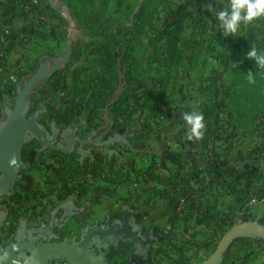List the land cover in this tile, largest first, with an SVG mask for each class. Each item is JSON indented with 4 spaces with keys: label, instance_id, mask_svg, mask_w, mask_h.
<instances>
[{
    "label": "crops",
    "instance_id": "0c3cea01",
    "mask_svg": "<svg viewBox=\"0 0 264 264\" xmlns=\"http://www.w3.org/2000/svg\"><path fill=\"white\" fill-rule=\"evenodd\" d=\"M175 1L189 8L183 19L191 21L192 17L191 22L194 24L198 21V14L206 19H214L215 12L226 7L228 3V0H167L164 3H160V0H90L87 12L85 13L82 8L84 15L80 18V8L83 3L81 0H76L77 4H74L72 0H57L59 8L53 0H0V136L8 132V125L16 105L15 94L24 87L20 84L21 75L25 77L26 72L34 69L33 66L41 63L40 68L46 62L61 56L64 48L66 50V38L69 32L66 31L68 19L66 15L64 16V2H67L69 9L74 12L77 23L88 27L89 38L94 35L92 29L95 26H99L107 17L110 18L113 25L110 39L118 25L131 26L134 21L139 20L138 15L143 12L144 5L150 13V16H145V19L153 23L160 8H170ZM124 20H129V23ZM255 22L264 23V18ZM130 35L126 38L129 39ZM149 50L142 49L143 56H160L162 59L161 57L169 52L165 49H153L149 53ZM124 55H126L125 51L122 56ZM177 55L184 56V49H178ZM137 63L135 66L119 64L109 67L110 70L125 73L126 77L122 78L119 74L118 82L112 88L113 92L97 91L98 96L91 99L93 105L86 102L92 108L82 112L78 118L79 125L75 129H70L71 127L68 126L65 131H58L53 123L51 125L47 123L46 118L42 120L43 110L37 109L36 104L31 101L36 87L28 95L29 100L27 97L24 101V104L26 100L29 101L25 109L27 113L25 117H36L40 126H43L45 131H52V134L55 130L59 135L66 131L69 134L81 133L86 137L82 140L83 142L95 134L102 133L109 125L120 127L122 123L125 133L130 130L135 132L138 129L130 128L128 120L131 117L126 115L127 105L132 101L127 99V95L118 97L121 89L117 86L121 78L125 79L126 85L130 82L127 73H130L133 67L135 72L142 74L138 78L142 82L145 81L146 72L160 73V97H155L153 93L145 100H141V104L147 100L150 105L160 104V111L157 106L152 110L141 108L145 114L143 112L140 114V120H147L152 125L148 124L146 128L139 129L141 132L146 131L149 135L160 134V154H158L157 163L150 162L153 159L151 157L148 160L146 157L143 161L132 157L136 165L141 166L142 172L138 177L140 181L138 179L136 183L131 182L135 180L133 176L131 179L127 177L116 179L115 176L116 181L107 180L110 183L107 186L114 191V195L110 194L113 197L107 198L106 202L95 197L93 203L98 202V207L94 211L98 215L105 213L107 215L108 210H115L117 203L122 202L123 205L132 206L134 213L142 216L139 225L143 230L149 231L151 227L158 226L170 232L173 239L153 242L148 246L147 251L142 252L140 256L142 264H153L155 258L160 264H205L212 254V249L218 244L219 237L232 227L245 222L260 226L262 222L264 223V159L261 164L258 162L261 157H264V146L260 147L263 139L258 136V127L253 122H249L255 121L256 116L246 114L249 119L248 123L244 124L246 115L236 111L233 103H230L231 106H227L226 111L220 116L219 132L221 134L216 141L217 146L209 142L207 147L204 143L206 138L203 140V137L211 135L214 130L210 127L204 129L202 138L189 140V126H186L183 114L190 111L181 109L180 105L189 103V100H177L179 94L175 97L180 84L182 87L191 85L186 80H183L184 82L177 80L179 78L177 72L185 66L164 62V65L158 68L153 67L152 64H145L146 60L142 59L140 63ZM94 69L97 70V66H94ZM166 70L169 75H165ZM170 89L172 92L168 93ZM174 89H176L175 92ZM101 103L103 107L95 106ZM121 107L124 109V116L118 115ZM207 118L205 114L204 120ZM156 119L160 120V126L154 125L153 122ZM114 132V130L108 132L106 138L112 136ZM48 133L51 134V132ZM8 144L10 145L9 142ZM32 144L35 145V142ZM38 146L39 154L36 158L42 153L43 146L40 143ZM128 147L118 143L115 149L122 152L125 158H130ZM32 166L29 170L26 169L24 175L29 177ZM144 173L149 175L150 179H143ZM64 179H67L65 174ZM19 188L23 189L18 182L12 183L10 188H0V198L7 202L10 208V213L6 210L0 211L1 221L5 225V221L9 219L10 222H14L11 223L13 227L18 223L15 228L9 226L10 228L5 229L3 239L13 237L22 230L38 232L36 230L43 225L50 224L54 210L59 206L51 212L48 223L31 227L25 220L29 217L28 210H24L29 204L21 203V199L19 198V201L16 198ZM136 188H141L143 191ZM53 196L56 194L50 191L43 195V199H51ZM36 198L32 200L33 203L38 201ZM56 198H62V195H57ZM119 214L114 215L123 216L124 208ZM63 228L56 232L53 238L48 239L63 243L58 239ZM243 240L257 242L258 246L262 245V242L255 238H238L229 246L219 264H248L238 247ZM77 242L64 243L76 244ZM110 258L112 263L121 260L114 256ZM129 258H131V252H129ZM126 259H128L127 256Z\"/></svg>",
    "mask_w": 264,
    "mask_h": 264
},
{
    "label": "rangeland",
    "instance_id": "374dc122",
    "mask_svg": "<svg viewBox=\"0 0 264 264\" xmlns=\"http://www.w3.org/2000/svg\"><path fill=\"white\" fill-rule=\"evenodd\" d=\"M72 1L77 4L76 0ZM81 1L84 4L82 3L80 8V18L84 15L82 8L90 6V0ZM64 4V16L66 15L68 19L66 31L72 34L74 44L70 60L51 75L41 79L35 86V93L31 96V101L36 104L35 107L43 110L42 120L46 118L49 125L53 123L58 131H65L68 126L71 127L70 129L77 128L79 125L78 118L82 112L92 108L86 102L92 104L91 99L98 96L97 91L109 90V92H113L112 88L117 84L119 74L122 78L126 77V74L110 70L106 66L112 59L118 65H132L137 62L140 63L142 59L146 60L147 63L145 64H152L153 67L160 68V65H164V62L170 63L168 54L161 57L162 59H160V56L147 57L143 56L142 49H150L149 53H151L153 49L182 48L184 49V56L174 57L173 64L185 66L183 69L180 68L179 73L177 72L180 78H177V80H181V82L186 80L191 85L182 87L179 83V90L177 89L178 93L175 97L179 94L177 100H189V103H184L185 105L180 104L181 109L202 113L203 116L207 114L208 118L204 120L205 128L210 127L214 130L211 135L203 137V140L206 138L204 141L206 146H209V142L211 145L217 146L216 141L220 138L219 134H221L219 132L220 116L226 111L227 106H231L230 103H233L235 110L240 111L242 115L254 114L256 116L255 121L249 122H253L258 127V136L264 140V69L257 68L254 61L246 57L247 51L252 46L264 51L263 22L255 23L257 30L256 44L252 43L250 38V24L242 26L238 36L223 37L216 18L206 19L198 14L196 24L191 22L192 17L191 21L188 19L185 21L186 19H184L183 22H177L178 18L185 15L189 8L183 3L182 5L177 4L175 1L170 8H160L156 20L144 29L140 30L139 27L130 29L131 35L128 38L130 43L132 42V52L123 57L120 56V53L123 55L122 49H120L115 57H110L108 54L104 55V51L114 46L109 39L113 28L111 19L107 17L99 26H95L92 32L94 35L89 38L88 27L82 23L78 24L74 12L69 9L67 2H64ZM124 21L129 23V20ZM176 29L181 30L178 37L176 36ZM174 40H176L175 47L170 45V41ZM134 50L139 51L135 52ZM64 53L65 48L60 55ZM40 65L41 63L33 66L34 69L26 72L25 77L21 75L20 84L22 87L33 77ZM94 66H97V70L94 69ZM167 72V70L164 71L165 75H169ZM249 72L254 74L255 84H249ZM130 74L132 73H127V76L131 77V81L127 82L126 85L125 79L121 78V84L119 83L117 88L121 89L118 97L127 95V99L132 101L131 104L127 105L126 115L131 117L128 120L130 128L138 129L135 130L130 142L131 145L128 147V154L131 157L125 158L123 153L119 152L116 158L107 161V154L103 148L92 147L88 150L84 164L76 173H73V175L78 174L77 177L67 183L68 180L64 179V174L68 175L69 169L73 171L77 168V164H75L76 160L79 159L77 147H74L72 155L60 154L52 149L42 147V153L36 158V163L29 172L31 178L30 189L26 191L19 188L16 196L19 201L21 199V203L29 204L24 210H28L29 217L25 220L31 227H39L44 223H48L51 212L58 205L73 200L76 205L84 209V212L75 220H71L60 231L58 239L60 242H79L87 227L96 223H103L106 219L118 218L114 214H121L122 212L124 207L122 202L117 203L115 210H108L107 215L106 213L98 215L94 211L98 207V202L93 203L95 197H99L103 200L102 202H106L107 198L113 197L110 194L114 195V191L107 186L110 184L107 180H115V176L116 179H125V177L131 179L133 176L135 180H131V182L136 183L138 179L140 181L138 177L142 172L140 170L141 166L140 164L136 165V161H133L132 157L137 158L139 161H143L146 157H148V160L151 157L153 159L150 162L157 163L156 160L158 154H160V134L149 135L146 131L142 130L141 132L139 129L141 127L146 128L148 124L152 125L147 120H140V114L143 112L141 108L146 110L145 106H147V103L141 104V100H145L153 93L155 97H160V73L146 72L145 81L143 82L138 80L142 76L140 72L133 73V76H130ZM132 84L133 86H131ZM21 90L15 94V101ZM175 91L176 89H174ZM171 92L172 89L168 90V93ZM85 106L87 107L85 108ZM95 106L101 108L103 104ZM156 106L160 111V104L152 105L153 108ZM119 114L125 115L122 107L118 110ZM143 114H145V111ZM247 116L243 121L244 124L248 123L249 116ZM210 117L213 121L210 120ZM153 123L158 126L160 120L156 119ZM69 139L82 141L86 137L75 132L69 134ZM58 141L60 145H63L62 139L59 138ZM262 143L260 142L261 148L264 146ZM262 159L264 157H261V160L258 161L260 164L263 162ZM144 174L143 179H150L149 175ZM136 189L143 191L141 188ZM50 191H53L56 196L62 195V198L58 199L53 196L51 199H43V195ZM34 198L38 200L35 203L32 202ZM100 207L102 208L101 205ZM247 208L250 207L247 206ZM3 210L10 213L9 204L0 198V211ZM11 223L14 222H10L9 219L5 221L4 231L10 228L9 226L13 227ZM261 226L264 227L263 222ZM156 227L158 226H153L150 229ZM223 235L219 237V242ZM218 244L212 249V254ZM238 247L239 251L243 252L244 259L248 264H264V242L261 246H258L257 242L243 240ZM126 253L129 258V251ZM154 260L155 263L153 264H160L156 258ZM121 262V260H118L116 264Z\"/></svg>",
    "mask_w": 264,
    "mask_h": 264
},
{
    "label": "water",
    "instance_id": "95a60500",
    "mask_svg": "<svg viewBox=\"0 0 264 264\" xmlns=\"http://www.w3.org/2000/svg\"><path fill=\"white\" fill-rule=\"evenodd\" d=\"M53 2L59 8L57 0H53ZM72 49L73 39L72 34L69 33L66 38V50L64 55L54 58L42 65L20 91L8 125V132L4 136H0V173L7 174V176L11 177L13 169L23 168L21 164V152L23 147L30 142L31 138L36 140L43 147L48 146L52 149L63 150L61 146L48 145V141L44 140V129L40 126L36 117L26 118L22 113V109L25 99L39 81L69 62ZM8 142L10 146L6 148ZM1 185L2 183H0V187ZM97 235L124 236L128 239H134L137 233L133 232L129 226L121 228L115 225L106 231L102 229L97 231L89 229L83 237V242L80 244L51 242L36 247L39 243L38 241H20L0 255V264H49L52 260L54 261V259L57 258L65 259L72 264H109L94 257L88 251L93 243L94 236ZM241 237H251L264 241V227L249 222L232 227L223 235L215 251L205 264H219L232 242ZM29 250H32V252L25 260H22V255Z\"/></svg>",
    "mask_w": 264,
    "mask_h": 264
},
{
    "label": "trees",
    "instance_id": "16d2710c",
    "mask_svg": "<svg viewBox=\"0 0 264 264\" xmlns=\"http://www.w3.org/2000/svg\"><path fill=\"white\" fill-rule=\"evenodd\" d=\"M165 1H167V0H162V1H160V3H164ZM87 9H88V7H85V6L83 7V10L85 13L87 12ZM138 16H139L138 17L139 20L134 21V23L131 26H126V25H118L117 26L115 33L110 38V41H112L114 46L111 48L105 49L104 55L108 54L110 57L111 56L115 57L117 55V53L120 51V49H122L123 52L125 51V54L127 55V53H129L133 50L132 42L130 43V39H127L126 37L129 34H131L129 32L131 28L139 27V29L141 30L150 24V21L148 22L145 19L146 18L145 16H150L149 10L147 9V7L145 5L143 7V12L141 14H139ZM184 16L185 15H182L178 19L177 22H183ZM255 23H257V22H253L249 26L250 38L252 40V43H254V44H256V37H257V34H256L257 30H256ZM176 31H177L176 36L177 37L180 36L181 30L176 29ZM170 45L175 47L176 46V40L170 41ZM168 51L169 52L167 54H168V57H170L169 58L170 63H173L174 57H176V58L180 57L177 55V53H178L177 48L168 49ZM126 55H124L123 57H125ZM120 56H122V55H120ZM109 60H111V59H109ZM136 64H138V63H136ZM136 64H133V66H135ZM111 65L118 66V63H115L114 59H112L111 61H109L108 65H106V66H108V68H109V67H111ZM133 69H134V67H133ZM133 69L130 71L132 73V74H130V76H133V73H136L135 70H133ZM130 78L131 77L128 76L129 80H130ZM28 100H29V97H28ZM28 102L29 101L26 100V103L24 104V108L22 110V113L24 116L27 115L25 109H27ZM145 103H147V106H145V107L152 110L153 107H152V105L149 104L150 102L147 100ZM122 127H124L122 125V123H120V127H117L115 125H113V127H112V125H109V127H107L105 130H103L102 133L95 134V135L91 136L89 139L86 140V142H83L81 140L80 141L79 140L78 141L70 140L69 139V133L67 131L64 132L62 135H59L57 130L54 131L55 132L54 134H52V131H50V130L46 131V132H51L52 137L55 138V140L58 144H59V141H58L59 138L63 140V146L66 148V150L65 151L54 150L55 152H58V153H61L64 155H72L74 147L75 146L77 147V154L79 156V159L76 160V162H75V164H77V168L74 169L73 171H71V169H69V173H68V175H66L68 182L73 181L72 179L77 177L78 174L73 175V173H76L77 170L82 166V164H84V162H85L84 160L87 157L88 150L90 148H92V147L103 148L107 154V158H108L107 161H111L113 158H116V156L119 155V151H117L115 149V147L118 143H122V144L130 147V145H131L130 142H131V139L133 138L135 132L130 130L128 133H125V131ZM111 130L115 131L114 134L112 136L106 138V134L108 132H110ZM38 145H39V143L37 141H35V145H33L30 141L22 149L21 160L24 161L27 170H29V168H31V166L36 162V156L39 154V146ZM30 184H31V178L26 176V175H23L21 177V183H20L21 187L24 190L28 191L30 189ZM123 206H124L123 207L124 213L131 214L138 221V223L142 220V216L140 214L134 213V209L132 206H129L127 204H124ZM83 212H84V209L79 207L78 205H76L74 201H67L63 204H60L54 210L52 220H51L49 225H43L39 230H36V231L41 232L42 234L53 238L55 236L56 232H58L61 228H63L68 223L69 220L82 215ZM145 232L147 234L151 235V239L149 240L150 243L161 242V241L173 239V236H171L169 231H165V230L157 228V227L150 229L149 231H145ZM260 241H262V240H260ZM262 242H264V241H262ZM224 255H225V253H224Z\"/></svg>",
    "mask_w": 264,
    "mask_h": 264
},
{
    "label": "flooded vegetation",
    "instance_id": "af4514ba",
    "mask_svg": "<svg viewBox=\"0 0 264 264\" xmlns=\"http://www.w3.org/2000/svg\"><path fill=\"white\" fill-rule=\"evenodd\" d=\"M43 128V127H42ZM44 140L48 141V145L52 144L53 146H61L63 148V151L66 150V148L63 145H60L56 142L55 138L52 137L51 134L45 131L44 129ZM31 143H34L36 140L31 138ZM7 146V145H6ZM9 144L6 148H9ZM45 148L52 149L48 146ZM21 164L23 166L22 169H13L11 173V177L7 176V174L0 173V183L1 189H7L10 188L12 183H21V177L24 175V172L26 171V165L24 161L21 160ZM118 225L121 228H124L126 226H129L133 232L137 233V236L134 237V239H128L124 236L115 237V236H94L93 243L89 247L88 251L90 254H92L94 257H97L98 259L105 261L109 264H116L112 263V260L110 257L114 256L118 259H121L122 262L120 264H142V261L140 259V256L142 252L147 251L148 246L151 244L150 239L151 235L147 234L139 225L138 221L130 214H124L121 217L118 218H111L106 219L103 223H96L93 226L87 227V229L84 231L81 240L77 242L76 244H80L83 242V237L87 233L89 229H92L94 231H97L99 229H102L104 231L109 230L111 227ZM4 223L0 219V255L7 249L11 248L16 243L23 241H38L36 247H40L43 245H46L48 243H51L52 240L48 239L49 237L42 234L41 232H33V231H27L22 230L19 234L14 235L13 237H5V240L2 238V235H4ZM131 252V258L126 259V252ZM32 252V250H29L25 254L22 255V260H25L26 257ZM138 257V258H137ZM54 259V258H53ZM49 264H72L69 261L61 258L52 260Z\"/></svg>",
    "mask_w": 264,
    "mask_h": 264
},
{
    "label": "clouds",
    "instance_id": "9594fccd",
    "mask_svg": "<svg viewBox=\"0 0 264 264\" xmlns=\"http://www.w3.org/2000/svg\"><path fill=\"white\" fill-rule=\"evenodd\" d=\"M220 32L223 37L238 36L242 26L264 18V0H228L227 6L215 12ZM247 59L254 61L259 69H264V51L255 46L249 48ZM249 84H255L254 74L248 73ZM183 120L189 126L188 139H200L204 135L205 123L202 113L186 112Z\"/></svg>",
    "mask_w": 264,
    "mask_h": 264
}]
</instances>
